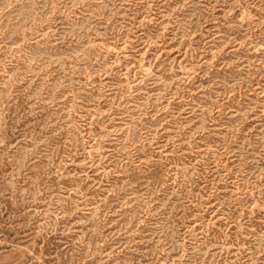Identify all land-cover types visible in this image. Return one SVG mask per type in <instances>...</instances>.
<instances>
[{
	"label": "rangeland",
	"instance_id": "rangeland-1",
	"mask_svg": "<svg viewBox=\"0 0 264 264\" xmlns=\"http://www.w3.org/2000/svg\"><path fill=\"white\" fill-rule=\"evenodd\" d=\"M0 264H264V0H0Z\"/></svg>",
	"mask_w": 264,
	"mask_h": 264
}]
</instances>
